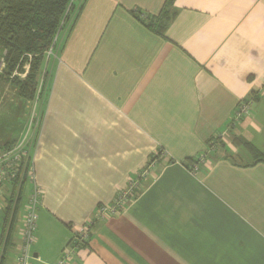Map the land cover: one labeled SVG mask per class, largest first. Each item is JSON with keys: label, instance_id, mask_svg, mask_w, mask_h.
Listing matches in <instances>:
<instances>
[{"label": "crops", "instance_id": "0c3cea01", "mask_svg": "<svg viewBox=\"0 0 264 264\" xmlns=\"http://www.w3.org/2000/svg\"><path fill=\"white\" fill-rule=\"evenodd\" d=\"M69 27L41 100L0 79V148L41 118L31 264H59L86 226L68 264H264V162L244 146L264 156V0H86ZM28 197L1 264H16Z\"/></svg>", "mask_w": 264, "mask_h": 264}, {"label": "trees", "instance_id": "16d2710c", "mask_svg": "<svg viewBox=\"0 0 264 264\" xmlns=\"http://www.w3.org/2000/svg\"><path fill=\"white\" fill-rule=\"evenodd\" d=\"M86 0H0V63L4 66L0 79L10 82L18 96L26 103L39 101L46 92L48 79L49 51L58 52L61 34L76 20ZM173 0H168L172 3ZM149 29L164 31L153 22L146 20ZM70 28V27H69ZM157 28V29H156ZM56 41V42H55ZM29 73L26 78V67ZM41 86V93L38 90ZM14 143H6L1 147L5 151ZM258 162H264V156L253 145L244 144ZM26 180L20 187L19 196L23 192ZM14 186L18 188V180ZM12 204V203H11ZM11 206V205H10ZM17 207L9 227L6 248L11 244L15 229ZM7 210V220L10 214ZM7 228V221L5 230ZM6 252V251H5Z\"/></svg>", "mask_w": 264, "mask_h": 264}, {"label": "built area", "instance_id": "2783aa9c", "mask_svg": "<svg viewBox=\"0 0 264 264\" xmlns=\"http://www.w3.org/2000/svg\"><path fill=\"white\" fill-rule=\"evenodd\" d=\"M56 42V41H55ZM53 55V51H49V56ZM3 62L0 63V72L3 69ZM41 90V86H40ZM252 103H241L238 107L235 116L233 118V122L237 123L241 121L243 118L249 116L250 108ZM41 121V118L37 117L36 113L33 111L31 115L30 125L25 133L24 137L18 140L12 147L5 151H1L0 148V195H4L6 193L7 188L10 185V188L14 186L16 180H18V188L14 186V192L12 194H16L13 197H10V214L8 216L7 223H11V219L13 217L14 211L17 207V199L19 196L20 187L23 184L24 180H26V185L29 186V197L28 204L26 207L25 215L22 219V227L20 231V242L17 248V260L16 264H31L34 260L33 255V246L35 244V235L37 232L38 226V210L40 208L42 198H43V190L37 183L34 169H33V161L30 159V150L32 144L35 145L37 139L35 141V134L37 128V121ZM40 124V122H39ZM34 131V136H32ZM32 136V138H31ZM33 139V142H31ZM153 167V163L149 165L146 169V172L149 171L150 168ZM139 183L137 180L132 181L128 190L123 192L120 197L109 206H103L99 209L100 215L110 214L115 215L119 211V209L128 201H130L135 195L136 189H138ZM9 188V189H10ZM11 191V190H9ZM8 191V192H9ZM10 193V195H12ZM9 209V205L7 210ZM7 218V216H6ZM6 224V221H5ZM9 227L7 226L6 230L2 229V233L0 234V264L4 256L6 243L8 239ZM89 238V227H83L76 231L74 234V238L71 241L70 245L63 251V255L59 264H68V261L71 259L74 251L82 247L88 242Z\"/></svg>", "mask_w": 264, "mask_h": 264}, {"label": "rangeland", "instance_id": "374dc122", "mask_svg": "<svg viewBox=\"0 0 264 264\" xmlns=\"http://www.w3.org/2000/svg\"><path fill=\"white\" fill-rule=\"evenodd\" d=\"M64 31H66V30H64ZM65 36V32H63L62 34H61V37H60V39H59V43L61 42V39H63V37ZM28 73H29V66H27L26 67V69H25V74L23 75V77L24 78H26V76L28 75ZM38 93L40 94L41 93V91H40V88H39V90H38ZM39 100H41V99H39ZM31 109H35V110H40L41 109V105H39V108L37 107V105H32L31 106ZM20 114V113H19ZM36 115H38L37 114V112H36ZM38 117V116H37ZM40 123H41V121H40ZM38 126H40V124L38 125ZM32 136H33V134H32ZM32 136H31V138H32ZM31 142H33V139H32V141ZM243 160L244 161H246V160H249L250 161V158H249V156H247V157H244L243 158ZM11 190V189H10ZM11 192V191H10ZM6 196V193H4V195H0V233H1V229H2V227H3V220H4V218H5V207L7 206V202H6V200H7V198L5 197ZM8 197H9V195H8ZM38 212H39V210H38Z\"/></svg>", "mask_w": 264, "mask_h": 264}, {"label": "water", "instance_id": "95a60500", "mask_svg": "<svg viewBox=\"0 0 264 264\" xmlns=\"http://www.w3.org/2000/svg\"><path fill=\"white\" fill-rule=\"evenodd\" d=\"M35 257H36V255H35Z\"/></svg>", "mask_w": 264, "mask_h": 264}]
</instances>
